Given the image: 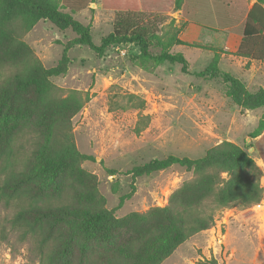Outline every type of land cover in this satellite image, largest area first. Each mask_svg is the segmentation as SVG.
I'll return each mask as SVG.
<instances>
[{
	"label": "rangeland",
	"instance_id": "obj_1",
	"mask_svg": "<svg viewBox=\"0 0 264 264\" xmlns=\"http://www.w3.org/2000/svg\"><path fill=\"white\" fill-rule=\"evenodd\" d=\"M255 1L184 0L176 9V0H141L144 11L166 18L158 33L165 41L180 38L189 21L205 27L204 37L183 44L189 73L179 63L155 64L133 43L113 44L99 55L71 44L77 35L70 27L42 18L28 28L18 10L0 14V107L16 134L7 157L2 149L8 132L0 137V264H115V255L135 242L149 250L165 246L171 205L209 212L208 193L214 187L218 194L221 184L210 173L198 176L179 165L134 172L154 159H198L231 141L261 166L264 190V165L253 146L257 138L251 137L264 108H242L227 95L222 77L196 74L217 55L221 71L253 93L261 89L264 63L236 54ZM73 16L89 27L95 44L113 30L115 12L102 5L92 3ZM65 48L66 72L49 77L36 72L57 66ZM170 50L177 52L175 45ZM160 51L152 45L153 53ZM62 121L70 123L78 150L94 159L69 160L57 176H43L38 167L49 157L54 129ZM14 168L23 177L20 196L1 189ZM46 194L61 198L65 211L39 220L34 231L15 222L21 212L41 205ZM260 203L264 197L247 208L217 211L211 227L191 235L159 264H264V205L254 207ZM94 210L109 215L98 229L82 221Z\"/></svg>",
	"mask_w": 264,
	"mask_h": 264
},
{
	"label": "trees",
	"instance_id": "obj_2",
	"mask_svg": "<svg viewBox=\"0 0 264 264\" xmlns=\"http://www.w3.org/2000/svg\"><path fill=\"white\" fill-rule=\"evenodd\" d=\"M183 1L176 0V9L183 6ZM92 3L102 5L105 9L115 12L113 30L102 39L100 44L93 42L89 27L73 16L74 13L90 7ZM16 11L28 28H31L37 20L42 18L50 20L61 29L72 28L77 36L71 44L89 46L99 55H102L113 44L133 43L140 47L142 57L153 60L155 64L179 63L182 66V72H190L186 56L182 52L170 50L174 45L187 44V42L175 35L169 36L165 41L163 35L158 33L163 28L166 18L158 13L144 11L141 0H0V14L13 15ZM152 45H159L161 51L153 53ZM66 53L67 48H65L60 63L49 69L40 68L36 61L35 64L41 69L36 72L45 77L66 72L69 61ZM236 54L251 60L264 61V5L262 0L255 1L247 11L243 37ZM218 63V56L215 55L211 64L196 74L200 77H222L228 84L227 95L242 108H264L263 88L255 93L249 91L240 79L229 72L221 71ZM7 121L6 114L0 107V137L3 132H8L5 149H2L3 157L9 156L12 152L13 140L16 135L7 126ZM251 137L257 138L253 146L258 157L264 161V113L259 126L251 133ZM48 151L49 157L41 161L38 167V172L43 176H57L69 160L94 159L93 156L83 154L78 150L70 123L64 121L59 122L54 129L53 140ZM173 165L193 170L198 176L210 173L217 181L216 184H221L217 188L218 194L213 192L214 187L208 193L207 199L213 198L214 205L208 207L210 208L209 212L203 211L202 214L198 213V209L187 210L183 206L175 208V205H171L172 210L166 216V236H162L163 239H166V245H159L154 247V250H149L146 247H141L143 244L140 242H135L124 247L120 254L115 255V264H159L191 235L211 227L215 222L217 211L235 206L247 208L252 204L259 203L264 197V190L260 185L263 174L261 167L257 165L254 157L247 150L234 142L223 141L211 148L204 157L198 159L175 155H169L164 159H154L136 167L134 172L137 175L150 174ZM223 173H227V177H223ZM22 179L21 172L15 168L12 169L1 186L2 192H8L11 196H20L19 184ZM248 189L249 191H247ZM213 194L215 197H212ZM52 198V195L46 194L43 196L41 205H35L30 213L28 211L21 212L15 222L22 221L24 227L34 231L33 228L40 222L39 220L63 213L66 209L65 202L60 204L61 198L51 200ZM207 202L201 203L203 208L207 207V205L204 206ZM32 213L35 214L29 216ZM28 216L30 218L27 220ZM108 220V213L98 210L85 213L82 216L85 226L93 229H98Z\"/></svg>",
	"mask_w": 264,
	"mask_h": 264
},
{
	"label": "crops",
	"instance_id": "obj_3",
	"mask_svg": "<svg viewBox=\"0 0 264 264\" xmlns=\"http://www.w3.org/2000/svg\"><path fill=\"white\" fill-rule=\"evenodd\" d=\"M205 35H206V29H205V27L203 25H200V24H198L195 21H189L188 24H187V27L185 29V32L183 33L182 36H180V38L183 41H190L191 42V41H194L195 39L199 40L200 38L204 37ZM241 40H242V38H241ZM240 43H241V41H240ZM240 43H239V45H240ZM239 45L237 46V49H238ZM175 46H176L177 52L184 53V51L182 50L183 44H178V45H175ZM245 59L251 60V59L246 58V57H245ZM252 61H253V64H255V62H258L256 60H252ZM260 63H264V61H260ZM249 80H251L250 81V83H251L254 80L253 76H251L249 78ZM258 80H259V82L264 81V79L261 78L260 76H259ZM259 85H260L259 88H263L264 89V83H259ZM259 160L264 165V161L261 158H259Z\"/></svg>",
	"mask_w": 264,
	"mask_h": 264
},
{
	"label": "built area",
	"instance_id": "obj_4",
	"mask_svg": "<svg viewBox=\"0 0 264 264\" xmlns=\"http://www.w3.org/2000/svg\"><path fill=\"white\" fill-rule=\"evenodd\" d=\"M264 204H257V205H255L254 207H256V208H260V207H262Z\"/></svg>",
	"mask_w": 264,
	"mask_h": 264
},
{
	"label": "water",
	"instance_id": "obj_5",
	"mask_svg": "<svg viewBox=\"0 0 264 264\" xmlns=\"http://www.w3.org/2000/svg\"><path fill=\"white\" fill-rule=\"evenodd\" d=\"M251 149H254V147H252Z\"/></svg>",
	"mask_w": 264,
	"mask_h": 264
}]
</instances>
